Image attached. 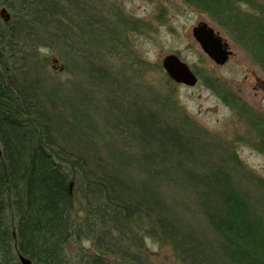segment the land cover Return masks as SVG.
Here are the masks:
<instances>
[{"label": "trees", "instance_id": "obj_1", "mask_svg": "<svg viewBox=\"0 0 264 264\" xmlns=\"http://www.w3.org/2000/svg\"><path fill=\"white\" fill-rule=\"evenodd\" d=\"M76 1L32 0L36 22L52 28L46 42L73 75L68 86L38 75L39 61L3 39L14 32L0 18V264H20L19 255L33 264H151L141 231L169 245L182 264H264V180L245 171L233 150L197 145L186 116L182 127L172 124L167 114L179 113L172 94L153 90L155 110L128 104L125 93L114 97L115 79L103 64L112 52L126 53L131 30L73 21ZM183 1L264 72V0ZM212 88L249 120L252 146L264 153L261 115L225 86ZM80 89L87 99L77 98ZM213 152L222 158L209 164ZM244 179L261 198L242 187Z\"/></svg>", "mask_w": 264, "mask_h": 264}, {"label": "rangeland", "instance_id": "obj_2", "mask_svg": "<svg viewBox=\"0 0 264 264\" xmlns=\"http://www.w3.org/2000/svg\"><path fill=\"white\" fill-rule=\"evenodd\" d=\"M73 5H75L73 9L78 12L70 14V17L75 22L80 20L87 22L89 18L88 22L93 23V28L97 31L109 30V28L131 30L126 53L112 52L103 64L115 79L114 85L109 87L112 92L125 93L128 104L136 101L148 110L157 109V106H152L148 102L153 90L161 95L172 94L173 102L179 107V113L175 107H172L169 115L167 114L172 117V124L182 127L181 115L186 116L188 123L183 126L195 137L197 145L198 142H202L207 150L213 148L220 152L225 147L233 150L245 167V171L264 180V153L252 146L256 138L253 127L249 120L240 117L236 110L224 103L212 88V86L216 88L225 86L264 119V72L227 32L205 13L202 14L187 6L183 0H78L73 2ZM11 6L6 9L10 17L9 24L2 28L12 29L14 34L4 36L3 39H12V42L19 44L18 47L24 46L23 54L28 53L34 60L39 61L36 68L38 75L44 77L45 72L48 76H54L56 81L64 82L68 86L74 79L73 75L64 67L66 63L57 52L56 46L49 41L46 42L45 33L51 32L52 28H46L50 26L47 23L43 29L36 22L37 19L41 20L34 10L38 5L32 4V0H14L11 1ZM62 6L68 8L67 5ZM80 8H83V13H80ZM26 12L29 14L25 15ZM119 12L120 16H118ZM60 19L61 23L73 26L71 21L61 17ZM199 22H207L222 39L228 42L232 54L224 65H216L211 61L200 49L196 40H193L191 29ZM61 31L64 32V28L58 29L59 33ZM38 36H42L43 39ZM29 37H33V40ZM14 47L16 49V46ZM174 53L197 75L196 85L185 86L174 83L163 70L162 59ZM22 60L19 59L17 64H21ZM83 88L88 89L85 85ZM76 94L79 99H87L82 89L77 90ZM107 97L104 92V98ZM109 100L108 97V102L104 105L110 106ZM104 117L110 118L105 115ZM141 139L145 142L149 141L145 134H142ZM102 146L103 142L97 143V147ZM102 153L104 154L103 149ZM213 154L214 152L211 157L208 156L209 164L216 162L217 158L218 160L222 158L221 155L213 157ZM235 177L241 179L240 174ZM241 184L242 187L248 188L253 197L261 198L258 189L246 179L241 180ZM141 234L146 236L144 245L148 248L151 264H182L169 245L147 235L146 231L145 233L141 231Z\"/></svg>", "mask_w": 264, "mask_h": 264}, {"label": "water", "instance_id": "obj_3", "mask_svg": "<svg viewBox=\"0 0 264 264\" xmlns=\"http://www.w3.org/2000/svg\"><path fill=\"white\" fill-rule=\"evenodd\" d=\"M0 17L8 22L9 14L5 8H1ZM192 38L199 44L211 61L216 65H224L228 62V58L232 54L228 42H226L220 34L215 31L207 22H199L192 27ZM163 70L168 77L175 83L194 86L197 84V75L192 72L186 62H182L178 55L168 54L161 61ZM20 264H33L25 256L19 255Z\"/></svg>", "mask_w": 264, "mask_h": 264}, {"label": "flooded vegetation", "instance_id": "obj_4", "mask_svg": "<svg viewBox=\"0 0 264 264\" xmlns=\"http://www.w3.org/2000/svg\"><path fill=\"white\" fill-rule=\"evenodd\" d=\"M3 7H5L6 9H7V7L6 6H1V8H3ZM1 8H0V10H1ZM1 18V17H0ZM2 19V18H1ZM3 20V19H2ZM2 22V21H1ZM3 22H4V20H3Z\"/></svg>", "mask_w": 264, "mask_h": 264}]
</instances>
